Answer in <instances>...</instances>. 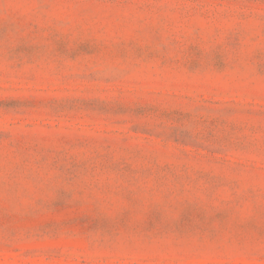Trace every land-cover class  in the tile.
I'll list each match as a JSON object with an SVG mask.
<instances>
[{
	"label": "rangeland",
	"instance_id": "374dc122",
	"mask_svg": "<svg viewBox=\"0 0 264 264\" xmlns=\"http://www.w3.org/2000/svg\"><path fill=\"white\" fill-rule=\"evenodd\" d=\"M0 264H264V0H0Z\"/></svg>",
	"mask_w": 264,
	"mask_h": 264
}]
</instances>
